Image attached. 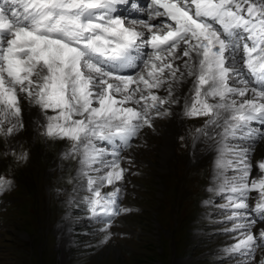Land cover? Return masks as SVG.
Here are the masks:
<instances>
[{
  "label": "snow or ice",
  "instance_id": "obj_1",
  "mask_svg": "<svg viewBox=\"0 0 264 264\" xmlns=\"http://www.w3.org/2000/svg\"><path fill=\"white\" fill-rule=\"evenodd\" d=\"M36 110L78 164L71 215L104 243L134 211L123 165L141 163L144 130L167 117L170 132L178 110L202 120L203 203L224 201L231 240L217 264H264V0H0V136L18 139Z\"/></svg>",
  "mask_w": 264,
  "mask_h": 264
},
{
  "label": "rangeland",
  "instance_id": "obj_2",
  "mask_svg": "<svg viewBox=\"0 0 264 264\" xmlns=\"http://www.w3.org/2000/svg\"><path fill=\"white\" fill-rule=\"evenodd\" d=\"M164 119L157 121L156 134L142 133L150 146L133 144L141 163L123 165L131 169L123 206L134 211L115 219L107 243L104 233L90 231L96 225L87 222L86 211L71 215L78 164L65 155L70 145L28 122L18 139L0 136V175L11 181L0 190V264H217L225 259L223 249L231 240L218 215L224 201L217 202L216 211L203 203L211 170L190 147L199 135L193 133L197 125L179 116L165 142ZM165 143L168 149L161 151ZM70 225L76 230L69 242Z\"/></svg>",
  "mask_w": 264,
  "mask_h": 264
},
{
  "label": "bare ground",
  "instance_id": "obj_3",
  "mask_svg": "<svg viewBox=\"0 0 264 264\" xmlns=\"http://www.w3.org/2000/svg\"><path fill=\"white\" fill-rule=\"evenodd\" d=\"M179 116H180V120H181V118H183L185 121H187V122H189V123H192L193 125H197V126H194V128H193V133H194V134H197L196 129H197L198 127L201 126L202 123H200V122H202V121H201V120H190V119H188L187 117H185V116L183 115L182 111L178 110L177 113H176V116H175V118H174V120H173V122H172V124H175V123L177 122ZM165 119L168 120L167 117H165ZM165 119H164V120H165ZM44 123H45L44 118H43V116L39 113V110L34 111V112L32 113V115H31V123H29V124H30L31 126H33V127L41 128V127L43 126ZM177 123H178V122H177ZM180 123H181V122H180ZM182 123H183V122H182ZM180 127H181V126H180ZM23 130H24V128H23L19 133L16 134L17 137H19V136H21V135H24V134H23ZM164 131L169 132V131H167V130H164ZM182 131H183V130H182ZM171 133H173V132L171 131ZM169 134H170V133H169ZM189 135H190V134H189ZM191 135H192V134H191ZM170 136H171V135H170ZM181 136H182V135H181ZM198 136H199V135H198ZM202 139H203V138L201 137V140H202ZM193 140H194V139H193ZM194 144L198 145V147H195V148H194V147H193ZM190 147L194 150V153H195L196 155H198L197 157H200V160L198 159V161H205V162H207L206 159L201 158L200 148L203 147V144H202L200 141H198L197 138H195V140L191 142ZM165 149H168V145H167V144H166ZM260 151H261V150H260ZM197 163H198V162H197ZM207 164H208V163H206V165H207Z\"/></svg>",
  "mask_w": 264,
  "mask_h": 264
}]
</instances>
